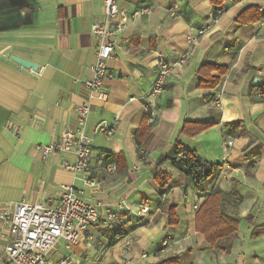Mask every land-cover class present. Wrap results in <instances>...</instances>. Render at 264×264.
<instances>
[{"label": "crops", "instance_id": "0c3cea01", "mask_svg": "<svg viewBox=\"0 0 264 264\" xmlns=\"http://www.w3.org/2000/svg\"><path fill=\"white\" fill-rule=\"evenodd\" d=\"M120 5L131 17L117 38L116 55L108 61V99L96 102L89 115L92 155L89 170L81 174L63 167L65 160H74L73 153L44 158L36 145L57 141L67 128L77 126L76 108L89 97L83 81L95 60L90 29L105 16L103 1L0 0V211L22 197L56 202L64 185H72L99 204L102 217L91 229L90 244L82 238L72 246L75 260L70 257L69 264H125L144 252L148 260L137 264L172 257L182 264H264V147L252 167L244 155L250 138L264 144V19L235 25L243 10L261 8L264 0H225L223 10H216L210 0H120ZM143 7L147 13L135 14ZM191 37L196 41L187 54ZM12 56L39 68L26 67ZM160 56L172 63L187 59L175 64L167 92L152 97ZM213 61L226 64L229 71L217 87L202 88L198 68ZM256 84L263 86L251 93ZM142 96L148 97L156 118L151 135L139 144L138 131L147 117ZM217 96L220 106L214 103ZM116 119L113 134L100 130L101 124L110 126ZM187 120L214 124L191 136L181 132ZM236 120L246 124L247 135L227 133L224 123ZM176 141L222 165L203 191L171 161L161 166L172 172L170 183L161 187L156 182L157 162ZM120 152L125 159L112 173L107 154ZM213 187H236L243 196L239 235L230 253L213 248L196 230L194 205H201ZM143 204L150 210L138 217L134 212ZM170 205L176 206L177 225L168 222ZM109 210L118 214L125 231L113 243L105 223ZM8 240V226L0 218V251ZM128 243L131 249L125 254ZM62 248L59 243L54 251Z\"/></svg>", "mask_w": 264, "mask_h": 264}, {"label": "built area", "instance_id": "2783aa9c", "mask_svg": "<svg viewBox=\"0 0 264 264\" xmlns=\"http://www.w3.org/2000/svg\"><path fill=\"white\" fill-rule=\"evenodd\" d=\"M105 8L104 18L98 19L91 25V34L96 41L95 60L89 65L90 77L83 81L88 90L87 101L80 103L76 108L77 126L67 128L61 139L38 144L36 149L44 158L50 155L66 152L73 153L74 160H65L63 167L74 173H85L89 170L92 155L91 138L87 133L89 115L96 102H104L108 99L106 82L111 78L108 61L116 55L117 38L129 25L131 14L120 5V0H102ZM264 14V6L260 8ZM148 8L143 7L135 14L147 13ZM204 33L205 30H201ZM196 39L190 38L187 54L193 50ZM187 56H182L172 63L163 56L158 58L157 76L153 81L149 96L158 97L167 92L169 77L175 64L185 63ZM143 104L147 111V121L154 123L156 113L147 96H142ZM214 103L220 106V97L215 98ZM117 128V119L113 125H100V130L113 134ZM229 141L228 144H231ZM137 169L136 167H133ZM108 169L114 173L117 171L116 163H111ZM87 184L95 185V181L86 180ZM117 204L125 206L123 200ZM200 205L196 203L195 209ZM148 204L141 205V209L134 212L138 217L148 212ZM99 204L83 197L72 185H64L56 202H32L22 197L13 207L6 206L0 211V218L8 226L9 240L4 250L0 251V264H50V254L61 241L64 240L65 248L69 249L86 238L88 244L94 239L91 229L101 221ZM116 212L109 210L106 216V226L109 229L121 225ZM124 236H117V241ZM164 240L163 245H168ZM131 249L130 243L126 245L125 254ZM149 254L142 253L139 258H129L125 264H137L146 262ZM70 256L66 255L56 264H69Z\"/></svg>", "mask_w": 264, "mask_h": 264}, {"label": "trees", "instance_id": "16d2710c", "mask_svg": "<svg viewBox=\"0 0 264 264\" xmlns=\"http://www.w3.org/2000/svg\"><path fill=\"white\" fill-rule=\"evenodd\" d=\"M216 10L225 8V0H210ZM264 19V14L257 6H250L243 10L235 19L236 26L258 22ZM229 71L226 64L213 61L204 62L198 68L199 85L202 88L211 89L219 85L222 77ZM263 84L252 86L250 92L255 88L262 87ZM214 123L201 120H187L184 122L181 132L194 136L210 128ZM224 127L229 135H233L238 130V136L248 134L246 124L242 120L225 122ZM151 135V125L144 118L138 131V143L140 144L146 137ZM264 144L256 138H250L244 147V155L250 166H254L256 160L261 156ZM125 159L122 152L108 153V162L117 163L121 169V161ZM166 161H171L172 165L181 170L185 176L189 177L193 186L203 191L206 182L220 173L222 165L203 159L196 149L189 147L181 141H176L167 154L162 155L155 170V180L161 187H165L172 180V172L161 167ZM254 175L253 172L247 171ZM243 201V196L238 188L233 187L230 191H225L221 187H213L206 199L201 203L196 213V230L204 235L206 241L215 249L230 253L233 250L234 242L239 235L241 217L238 208ZM232 208L231 212L229 209ZM169 224L177 225L180 220L176 212V206L169 207ZM110 232V242H117L116 237L125 235V231L120 225L117 228L108 230ZM157 264H182L179 257H172L158 262Z\"/></svg>", "mask_w": 264, "mask_h": 264}, {"label": "rangeland", "instance_id": "374dc122", "mask_svg": "<svg viewBox=\"0 0 264 264\" xmlns=\"http://www.w3.org/2000/svg\"><path fill=\"white\" fill-rule=\"evenodd\" d=\"M137 165H134V166H132V167H136ZM85 196V195H84ZM85 198L87 199V197L85 196ZM61 244H63V248L65 247V242H64V240L63 241H61ZM62 248V249H63ZM66 248H64V250L62 251V252H60V251H52L53 253H51V256H50V264H56L57 262H56V260H54L55 258L53 257V254H54V256H55V254L57 255V257L59 256L60 258H63V257H65L66 255H68V256H70V257H72V260L74 261L75 259L73 258L74 257V251H73V249H72V247L71 248H69V249H66ZM91 262H89L88 264H90Z\"/></svg>", "mask_w": 264, "mask_h": 264}, {"label": "water", "instance_id": "95a60500", "mask_svg": "<svg viewBox=\"0 0 264 264\" xmlns=\"http://www.w3.org/2000/svg\"><path fill=\"white\" fill-rule=\"evenodd\" d=\"M12 58L15 61L21 63L22 65H24L26 67H29V68H32L34 70H37L39 68L38 65H36L35 63H33L32 61H29L27 59H24V58H21V57H18V56H12ZM259 81H260V79L259 78H256L255 81H254V83H258Z\"/></svg>", "mask_w": 264, "mask_h": 264}]
</instances>
